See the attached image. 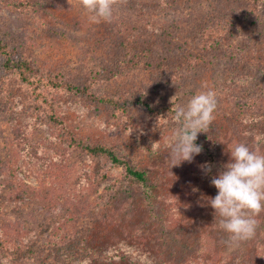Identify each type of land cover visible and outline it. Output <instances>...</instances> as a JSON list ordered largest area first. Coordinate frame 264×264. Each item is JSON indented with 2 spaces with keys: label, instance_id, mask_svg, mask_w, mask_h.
<instances>
[{
  "label": "rangeland",
  "instance_id": "obj_1",
  "mask_svg": "<svg viewBox=\"0 0 264 264\" xmlns=\"http://www.w3.org/2000/svg\"><path fill=\"white\" fill-rule=\"evenodd\" d=\"M13 1L25 0H0V36L12 33L15 44L31 59V77L35 69L55 75L77 72L82 65L92 70L87 78L93 79L92 91L100 95L145 92L149 99L172 103L174 108L210 90L217 107L212 124L198 133L204 146L201 154L171 168L169 141L180 127L172 117L132 107L130 122L114 119L104 107L64 91H50L57 111L81 141L109 144L128 163L162 183L155 200L163 218H140L139 213L149 207L136 187L121 218L110 220L116 208L114 194L131 184L128 179L121 182L123 168L69 146L66 136L59 138L30 112V90L18 75L9 72L0 77V264L48 263L52 248L62 251L81 229H87L83 238L103 254L114 255V245H122L141 262L245 264L232 253L237 245L244 260L264 264V234L243 244H226L229 234L208 203L218 194L211 178L231 160L230 152L238 144L264 154V45L258 42L264 33V3L118 0L112 18L96 23L79 0H40L36 8ZM57 1L71 5L70 10L59 9ZM232 19L236 22L230 24ZM235 27L243 29L249 41L232 52L220 40L238 35ZM128 36L150 41L152 60L165 64L158 78L149 68L105 76L113 70V59L108 58L113 55V40ZM195 56L202 59L196 67L190 62ZM172 75L177 77L173 80ZM33 125H39L37 130ZM205 164L211 165L210 172L201 168ZM173 189L177 195H190L168 207L160 195ZM126 216L132 222H123ZM254 218L263 224L264 211ZM32 244L39 247L33 254ZM26 248L30 249L26 256L14 253Z\"/></svg>",
  "mask_w": 264,
  "mask_h": 264
},
{
  "label": "trees",
  "instance_id": "obj_2",
  "mask_svg": "<svg viewBox=\"0 0 264 264\" xmlns=\"http://www.w3.org/2000/svg\"><path fill=\"white\" fill-rule=\"evenodd\" d=\"M171 4L176 0H171ZM248 2L264 3V0H244ZM15 5H19L21 7H29L36 8L38 3L41 4L40 0H25V1H13ZM59 9L61 10H70L71 5H66L62 1H57ZM162 6V4L160 5ZM234 19H232L230 24L234 23ZM236 22V21H235ZM115 23V22H114ZM113 23V24H114ZM117 25V24H114ZM126 27L125 29H127ZM202 27L201 29H203ZM234 32L238 35L231 36L229 38H222L220 42L227 48L231 49L232 52H235L238 49L239 45L243 48V45L246 46V42L248 39L245 38L243 34V29L240 27H235L233 29ZM241 30V31H240ZM12 33L7 34L5 36H0V77H4L6 73L14 72L18 75L20 81L24 86L28 87L30 90V112L35 116V118L40 119V123L48 124V126L52 127L53 131L57 134L59 138H64L66 136L67 142L71 145L75 146L80 151L93 156V157H104L108 161H110L113 165H119L123 168L124 176L123 180H129L131 184L123 187V183L121 187L124 188V191L117 190L116 194H114V200L116 204V208L111 211L109 215L110 220L116 218L120 219V213L126 205L130 204L127 200L130 197H134L132 192L135 191L136 187L140 188V196H143L146 205H148L149 209L146 213H139L140 218L148 220L150 218H154V216H160L163 218V215L160 211L163 209L160 207V204L156 202L155 197L156 194L161 190L162 183L158 182V180H152L148 177L145 170L136 168L130 163H128L122 155L112 146L102 141L98 142H89V141H81L76 134H74L73 130L69 125L66 124L64 119L61 117L60 113L57 111L58 105L54 104L51 100V92L53 90L64 91L67 94L74 95L76 98L84 100L85 102L93 105L94 107H104L111 112V116L114 119H125L126 121H131V116L128 114L132 107H139L141 110L146 112L147 114L153 116H161L163 117H172L174 119L175 108L170 104L154 101L153 98L149 99L144 92V94H129L126 96H110V95H100L99 93H95L92 91L93 79L90 81L87 78V73L91 75L92 70H86V67L82 65L77 69V72L74 73H64V74H44L40 73L38 69H35V72L32 73L33 77H31V59H28L22 48L17 46L19 43L14 42ZM249 41V40H248ZM145 42V43H144ZM147 42V43H146ZM259 44L264 45V33L263 36L259 38ZM113 55L108 56V58L113 59L112 67L113 70H108L106 73V77H113L116 75H120L124 72H129L135 68L147 69L149 68L151 71L155 72L157 78L160 76L161 66L165 65L164 63H160V61L152 60V53L150 52V48L148 49V44L150 41H144L140 37L128 36L125 38L117 37L116 41L113 40ZM203 44V45H202ZM205 47V43H201V50ZM235 50V51H233ZM152 51V49H151ZM201 56V55H200ZM200 56H195L190 58V62H193V66L196 67L200 65ZM198 61V62H197ZM191 65V66H192ZM32 66V67H31ZM191 68V67H190ZM39 74L38 76L36 74ZM251 76V75H250ZM255 76L254 72H252V77ZM173 80L177 77L172 75ZM95 78V77H93ZM169 80V79H168ZM167 81V80H166ZM165 82V81H164ZM257 83V81H255ZM127 117V118H126ZM39 123V125H40ZM38 125V126H39ZM180 126V124H178ZM38 126L33 125L34 131L37 130ZM196 143L200 145V141L197 138ZM203 149L204 146L202 145ZM30 153V152H28ZM214 177V176H213ZM212 177V178H213ZM101 178H105L104 175ZM211 178V179H212ZM210 179V178H209ZM190 195V192H183L177 195L176 189L168 195H160V198L169 202L166 205L170 207L171 202H178L179 200H184L183 197L185 195ZM186 199V197H185ZM132 206V205H131ZM133 208H136L132 206ZM131 208V207H130ZM212 208V207H211ZM214 211V209L212 208ZM113 214V215H112ZM134 214V213H133ZM138 214V212H137ZM192 215V214H191ZM188 217H186L187 220ZM132 218L126 216L123 220L131 221ZM132 222V221H131ZM147 224L146 222H144ZM84 225H81L83 227ZM168 227V225H167ZM264 223L257 224L256 227V235L261 236L264 234ZM78 229L75 231L77 234ZM87 235V229L83 231L81 229L78 232V236H75L73 239H68L63 247L60 248L53 247L54 251L53 259L46 261L44 264H153L149 261L141 262L139 260H135L134 256L128 255L125 249H121L122 245H114L115 254L114 255H105L97 248H93L87 238H83ZM264 236V235H263ZM244 242H240L243 244ZM35 246V247H33ZM119 246V247H118ZM263 248V246L261 245ZM39 247L37 245H31V254L35 252ZM232 253L234 256L241 257V260L245 262V264H251L247 259L244 260L243 249L240 246L235 245L233 247ZM1 250V249H0ZM30 249H15L14 253L20 254V256H26L30 254ZM7 250L3 249V252ZM42 251V250H41ZM230 252V250H229ZM76 254V256H75ZM51 255V253L49 254ZM68 255V256H67ZM46 256V255H45ZM79 257V258H78ZM62 258H64L62 260ZM74 258V259H73ZM78 258V259H77ZM73 261V263H72ZM157 262V261H156ZM173 260L167 259V261H161L159 264H173ZM255 264V263H254ZM257 264V263H256Z\"/></svg>",
  "mask_w": 264,
  "mask_h": 264
},
{
  "label": "clouds",
  "instance_id": "obj_3",
  "mask_svg": "<svg viewBox=\"0 0 264 264\" xmlns=\"http://www.w3.org/2000/svg\"><path fill=\"white\" fill-rule=\"evenodd\" d=\"M90 14L93 22L108 21L112 18L118 0H79ZM217 107L215 93L202 91L194 95L185 106L177 105L174 120L180 124L169 141L168 159L172 167L183 162L191 163L201 154L202 145L196 140L198 133L205 132L215 119ZM231 160L223 170L211 179L218 194L208 198L209 205L220 219L221 228L229 234L226 244H238L255 236V216L264 211V154L251 150L244 143L238 144L231 152ZM210 172L211 165H201Z\"/></svg>",
  "mask_w": 264,
  "mask_h": 264
}]
</instances>
